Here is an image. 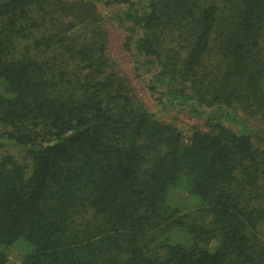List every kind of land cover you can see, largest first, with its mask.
<instances>
[{
    "label": "trees",
    "instance_id": "obj_1",
    "mask_svg": "<svg viewBox=\"0 0 264 264\" xmlns=\"http://www.w3.org/2000/svg\"><path fill=\"white\" fill-rule=\"evenodd\" d=\"M263 133L264 0H0V264H264Z\"/></svg>",
    "mask_w": 264,
    "mask_h": 264
},
{
    "label": "rangeland",
    "instance_id": "obj_2",
    "mask_svg": "<svg viewBox=\"0 0 264 264\" xmlns=\"http://www.w3.org/2000/svg\"><path fill=\"white\" fill-rule=\"evenodd\" d=\"M108 31V55L112 67L122 75L128 84L137 93L145 108L156 118L173 122L184 134L188 135L193 126H201L202 119L191 115L187 109H170L163 107L157 101V94L150 93L146 88L147 74L143 68H139L134 57L122 48L123 32L115 23L111 22L107 26ZM256 145L264 148V133L258 139H254ZM13 155L17 160H22L23 153L11 146L0 147V156L4 154ZM171 204L185 209L197 206V201L178 189H172L169 193ZM26 244L17 241L5 250L4 264H19L21 255L26 251Z\"/></svg>",
    "mask_w": 264,
    "mask_h": 264
}]
</instances>
